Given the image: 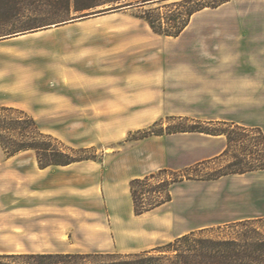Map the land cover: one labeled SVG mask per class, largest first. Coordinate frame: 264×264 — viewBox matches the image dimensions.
I'll return each mask as SVG.
<instances>
[{"label": "rangeland", "instance_id": "rangeland-1", "mask_svg": "<svg viewBox=\"0 0 264 264\" xmlns=\"http://www.w3.org/2000/svg\"><path fill=\"white\" fill-rule=\"evenodd\" d=\"M129 6L17 32L27 15L0 23V105L24 109L42 131L86 148L102 164L118 159L142 170L158 161L180 164L161 167L169 170L164 177L181 179L171 186L170 202L133 213L127 224L116 220L98 242L110 249L90 252H138L182 232L264 216V169L204 179L227 163L224 136H128L158 131L180 116L212 127L236 122L250 136L256 127L264 135V0L206 7L177 37L155 33ZM15 155L20 168L37 161L32 150ZM200 161L197 175L185 171Z\"/></svg>", "mask_w": 264, "mask_h": 264}, {"label": "trees", "instance_id": "trees-1", "mask_svg": "<svg viewBox=\"0 0 264 264\" xmlns=\"http://www.w3.org/2000/svg\"><path fill=\"white\" fill-rule=\"evenodd\" d=\"M0 0V23L13 17L27 15L24 31L42 27L72 17L103 15L117 11L122 5H133L136 16L144 19L158 34L177 37L187 27L191 16L206 7L215 8L228 0ZM158 3L156 7L153 4ZM177 7L161 11L160 7ZM30 14H25V13ZM46 22V23H45ZM57 22V21H56ZM173 125L152 129H138L129 133L132 140L151 135L176 132H199L222 135L226 145L221 153L227 163L212 177L217 179L231 173H245L264 169V135L255 128L254 135L236 122L219 121L217 126H205L188 117ZM193 121V122H192ZM0 147L8 155L22 151L35 152L39 166L67 165L81 160H96L87 155L86 148H75L57 137L42 131L36 119L24 109L0 105ZM197 162L185 169L198 172ZM166 168L150 172L129 181L133 213L141 215L172 200L171 186L181 179L167 178ZM189 177V176H188ZM192 178V177H189ZM211 232H216L212 233ZM0 264H264V216L231 222L224 228L191 230L174 239L138 252H37L0 254Z\"/></svg>", "mask_w": 264, "mask_h": 264}, {"label": "crops", "instance_id": "crops-1", "mask_svg": "<svg viewBox=\"0 0 264 264\" xmlns=\"http://www.w3.org/2000/svg\"><path fill=\"white\" fill-rule=\"evenodd\" d=\"M16 156H0V253L6 254L108 251V244L98 246L100 236L116 220L127 224L133 214L129 180L180 166L158 161L142 170L117 159L42 168L34 161L20 168L12 160Z\"/></svg>", "mask_w": 264, "mask_h": 264}, {"label": "water", "instance_id": "water-1", "mask_svg": "<svg viewBox=\"0 0 264 264\" xmlns=\"http://www.w3.org/2000/svg\"><path fill=\"white\" fill-rule=\"evenodd\" d=\"M154 0H147V2H153ZM123 9L124 8H129V7H131V6H129V5H123V6H121ZM92 15V14H91ZM77 19H80V17L79 18H77Z\"/></svg>", "mask_w": 264, "mask_h": 264}]
</instances>
